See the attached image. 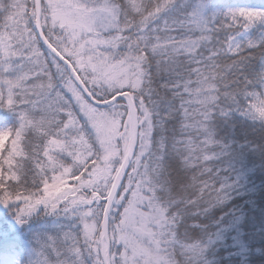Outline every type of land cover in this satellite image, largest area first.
I'll return each instance as SVG.
<instances>
[{"label":"snow or ice","instance_id":"6c2138e0","mask_svg":"<svg viewBox=\"0 0 264 264\" xmlns=\"http://www.w3.org/2000/svg\"><path fill=\"white\" fill-rule=\"evenodd\" d=\"M254 47L264 7L0 0V109L16 117L0 127V205L18 225L41 209L70 221L34 236L22 264L264 259V52L252 73L243 55ZM221 121L240 137L220 135Z\"/></svg>","mask_w":264,"mask_h":264},{"label":"trees","instance_id":"16d2710c","mask_svg":"<svg viewBox=\"0 0 264 264\" xmlns=\"http://www.w3.org/2000/svg\"><path fill=\"white\" fill-rule=\"evenodd\" d=\"M139 2V0H138ZM121 3H123V0H121ZM216 7H223L228 5H247V6H253V7H264V0H214ZM174 14V13H173ZM163 21L161 20V23ZM260 29L257 28L252 32V39L254 41L258 40ZM176 34V33H173ZM195 35H199V33H195ZM228 35L227 32L221 31L218 34H214V39L218 36V38L221 41H224L226 36ZM226 47V44H225ZM264 52V49H261L260 47H254L252 49H246L243 53L245 56H251L252 59L248 62V68L246 71L248 73L252 72H258L260 71V56L261 53ZM205 55H207V51L205 50ZM236 57L232 54H229V58L227 61L221 60V62H231V59H235ZM181 59H186L184 57H181ZM195 66V65H193ZM249 78H251V75H249ZM195 79V77H193ZM229 79L231 80L232 77L229 76ZM160 83H163V79L160 80ZM195 86V85H193ZM259 91V88L256 89ZM223 91V89H222ZM161 95H164L163 92H161ZM16 122L15 114L11 111L0 109V126L4 123H10V125H13ZM251 121H248V124H251ZM258 123V122H257ZM219 130L220 135H224L226 132L234 131L237 135V137H240L242 128L240 123L236 122L235 129H229L223 127V122H219ZM249 131V138L255 139L257 142H259V133L257 132L255 135L252 134L251 129ZM202 139V137H201ZM8 143V141H7ZM23 147V145H22ZM41 157H42V151H41ZM25 167L32 168L34 165L25 159L23 162ZM208 167H215L223 165L220 162H210ZM195 171V169H194ZM51 174H49L50 176ZM189 176L192 175V172L190 171L188 173ZM261 174L259 171L256 173L255 179L257 182L261 179ZM201 179H207V176H202ZM49 182L50 179H49ZM219 185H217L218 187ZM41 185V189H42ZM246 197H238L234 198L233 200L229 201L223 208H214L212 210V215L219 217L222 212H227L232 208L233 204H242L243 200ZM255 216L257 218V222H259V212L255 213ZM63 223H70V221H65L63 217H56L50 214H44L43 210H40V214H34L30 218H28L27 222L23 225H18L14 219V213L10 212L9 209L3 205H0V253H7L12 254L15 253L19 264H22L23 261L29 258L30 253L33 251V245L35 243L34 236L39 234H48V235H56L57 232V225L63 224ZM242 230L247 233L251 231L250 224L244 223ZM66 231H71L70 229H66ZM73 235H76V233H72ZM61 239L63 238V234H60ZM257 241H259V237H257ZM71 241H69V244ZM228 243H231V239H229ZM255 246H259V243H257ZM81 249H83V243L81 240V243L78 245ZM223 255V253H221ZM45 257H47L50 260H55L56 256L55 253L51 252V249H49L47 252H45ZM61 258L62 259H74L75 257L67 252V245H65L63 248H61ZM85 260L86 264H90V262L86 259L85 254ZM227 264V262H225ZM253 264H264V259H261L259 257V254H257L256 257L253 258Z\"/></svg>","mask_w":264,"mask_h":264},{"label":"rangeland","instance_id":"374dc122","mask_svg":"<svg viewBox=\"0 0 264 264\" xmlns=\"http://www.w3.org/2000/svg\"><path fill=\"white\" fill-rule=\"evenodd\" d=\"M233 6H247V5H233ZM226 7L227 6H225V8ZM240 31H243V29H240ZM251 38H252V35H251ZM8 125H10V123H4L0 127L8 126ZM0 264H19V261L15 253H12V254L0 253Z\"/></svg>","mask_w":264,"mask_h":264},{"label":"water","instance_id":"95a60500","mask_svg":"<svg viewBox=\"0 0 264 264\" xmlns=\"http://www.w3.org/2000/svg\"><path fill=\"white\" fill-rule=\"evenodd\" d=\"M119 99V98H118Z\"/></svg>","mask_w":264,"mask_h":264}]
</instances>
